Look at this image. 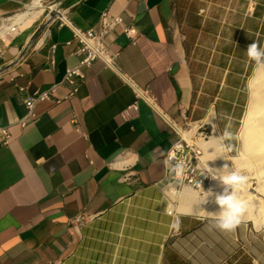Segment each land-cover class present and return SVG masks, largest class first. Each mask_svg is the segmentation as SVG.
Listing matches in <instances>:
<instances>
[{
	"label": "crops",
	"instance_id": "obj_1",
	"mask_svg": "<svg viewBox=\"0 0 264 264\" xmlns=\"http://www.w3.org/2000/svg\"><path fill=\"white\" fill-rule=\"evenodd\" d=\"M28 1L0 0V25ZM57 3L77 28L96 26L105 10L138 34L114 30L115 64L94 59L72 96L38 101L24 127L27 96L53 84L57 96L69 91L64 71L79 55L56 10L0 39V126L11 135L0 144V264H264V233L247 220L221 230L210 216L167 208L163 159L179 138L174 125L210 130L199 142L222 138L226 155L236 149L260 64L244 48L264 46V0ZM130 82L149 88L156 105L139 98L123 118L135 99ZM82 211L96 216L73 225Z\"/></svg>",
	"mask_w": 264,
	"mask_h": 264
},
{
	"label": "built area",
	"instance_id": "obj_2",
	"mask_svg": "<svg viewBox=\"0 0 264 264\" xmlns=\"http://www.w3.org/2000/svg\"><path fill=\"white\" fill-rule=\"evenodd\" d=\"M58 8L57 18L60 23H66L72 32V36L65 44H74L73 53L79 55L78 62L72 67H67L64 71L63 80L68 83L71 88L66 91L62 96L56 95L57 85L53 84L48 89L36 90L27 96L25 100V113L18 119L22 127L26 126L31 119L35 117V105L38 101L53 100L59 102L63 98L72 96L78 88V80L84 77L82 71L83 67L89 66L94 59H101L106 65H114L117 53L112 52L108 45V38L111 33L116 29H121L123 33L131 40L135 41L138 34L137 28L133 24H125L121 15H113L108 11H102L97 25L87 29H80L72 25L65 17L62 7L59 3L52 4L51 7ZM135 99L132 103L123 109L121 116L123 118L130 117L131 111L137 108V101L139 98L147 101L151 105H156V99L153 93L147 87L138 86L136 83L130 82ZM72 122L78 127L77 119L74 117ZM200 137L203 139L207 137L204 131H200ZM10 131L7 125L0 126V144L6 145L10 141ZM202 148L195 142L188 143L180 135L175 141L173 147L163 156L165 163V194L168 200L167 208H175V200L171 196V190H181L183 186L189 185L190 187L201 189L206 179L210 175L201 174L206 172L204 163L201 160ZM181 161L184 164L182 174L176 175L174 171L170 170L172 164ZM113 163H110V165ZM130 171H125L121 175L123 181L128 180ZM200 183V185H199ZM201 186V188H200ZM96 214H91L86 211L78 213L72 220L73 225H79L92 219ZM175 230V229H174Z\"/></svg>",
	"mask_w": 264,
	"mask_h": 264
},
{
	"label": "bare ground",
	"instance_id": "obj_3",
	"mask_svg": "<svg viewBox=\"0 0 264 264\" xmlns=\"http://www.w3.org/2000/svg\"><path fill=\"white\" fill-rule=\"evenodd\" d=\"M41 10V0H31L25 10L17 12L9 17V20L4 24L3 29L13 32L17 27H23L31 22V18ZM55 10L58 11L57 9ZM55 13L56 12L50 13L48 16L53 17ZM258 70L260 81L264 82V69L259 67ZM259 92L260 91L258 90H253L251 93L252 95L250 97V101H248V110L246 111L247 119L242 129V140L241 143L239 142L240 155L232 157V161H235L238 165H240V167L247 169V175L250 178H256L255 187L252 188L249 183H244V185L238 190V195L249 202V207L242 217L243 219H251L257 225H264V203H260L261 200L264 201V127L256 124L259 122V120H256L257 115L262 109H264V96L261 97V93ZM176 128L181 135L189 140V136L186 132L181 131L179 127ZM200 138L203 139L202 137ZM198 143L203 147V153L204 150L206 152L208 145H210H207L205 142H199V140ZM203 157L204 156H202V160ZM226 160L227 158H222L221 162H225ZM184 187L185 186H183L182 189ZM250 188L252 191H249ZM184 189L182 191L178 190L179 192L173 189L171 190L172 196H176L179 200L178 210L182 212L201 214L195 210V202L198 201L200 197L196 195V193L194 194L192 192L184 191ZM256 200H258L260 204V207L258 208L254 206L257 204L255 202ZM202 206L207 210L215 211L217 209V205H215V203L211 200Z\"/></svg>",
	"mask_w": 264,
	"mask_h": 264
},
{
	"label": "clouds",
	"instance_id": "obj_4",
	"mask_svg": "<svg viewBox=\"0 0 264 264\" xmlns=\"http://www.w3.org/2000/svg\"><path fill=\"white\" fill-rule=\"evenodd\" d=\"M244 50L246 56L251 61H264V46H261L256 41L248 43ZM228 135H230V133L227 131L223 133V136ZM221 140L222 138H216V144L208 145L207 151L209 153L213 151L222 153L224 145ZM208 149H210V151ZM217 156L221 155H210L204 159L203 163L207 171L201 174L210 175L213 179L217 180L218 184L221 185L220 190L216 191L211 187L205 190L200 186L201 192L198 193L200 198L195 202V210L203 215L210 216L215 227L221 230H231L240 222L243 214L249 207V202L238 195V190L246 182V177L242 175L238 169H234L231 166L229 167L227 164L219 168L209 167L206 161L212 160ZM183 169L184 164L181 161L175 162L170 167V170L174 171L176 175L182 174ZM209 200L217 205L215 211L207 210L202 206L207 204Z\"/></svg>",
	"mask_w": 264,
	"mask_h": 264
},
{
	"label": "rangeland",
	"instance_id": "obj_5",
	"mask_svg": "<svg viewBox=\"0 0 264 264\" xmlns=\"http://www.w3.org/2000/svg\"><path fill=\"white\" fill-rule=\"evenodd\" d=\"M30 1L31 0H29L26 4L28 5L30 3ZM58 1L59 0H41L42 10L40 12H38L35 16H33L31 18V21L36 16H37L36 18L39 17L38 19H41V18H44L45 16H47V14L49 15L50 13L55 12V9L58 10V8L56 6L51 7V10L49 8L50 5H52L54 3L56 4V2H58ZM27 5L23 9H21V10H19L17 12H20V11L25 10L26 7H27ZM17 12H15V13H17ZM15 13H13V14H15ZM8 20H9V17H8ZM4 24L3 25L1 24L2 27H0V39H3L8 32H11L9 30L3 29L4 28ZM259 67H261V68L264 69V61L260 62V64H258L256 66V68L254 69L252 75H250V77H249V80H248V96H247V101L245 103V106H244V108L242 110V113H241V123H240V128H239V131H238V134H237L236 149L233 152H228L229 155H226V154L221 153V152H218V151H213V152L209 153L207 150H206V152L204 150V153H203V147L198 143V140H201L202 141V139L200 138V136L198 134V132L200 130L199 131H196L194 128H188L186 126H183V127H179V125L178 126L177 125L174 126L175 129H176V131H177V133H178V135H180L183 139H185L186 141H188V143L195 142L197 145H199L202 148V156H204L203 157V160H202V156H201L202 162L204 161L205 158L209 157L210 155L211 156L221 155V156L214 157L212 160L206 161V163L209 165V167H214V168H219L220 166L227 164L229 167L231 166L234 169H238L240 171V173L246 177V182L245 183H249V185L252 188L256 186V178L255 177L250 178L247 175V173H248L247 169L240 167V165H238L235 161H232L233 160L232 157H237V156L240 155L239 154L240 151L238 149V145H239V142L241 143V140H242V135H243L242 134V129H243V127L245 125V122H246V119H247V117H246V111L248 110L247 109V107L249 105L248 104L249 103L248 101H250V97L252 95L251 93L253 92V90H255V91L258 90V91H260L259 93H261L260 96L261 97L264 96V82L263 81H260L259 70H258ZM256 120H259V122H257L256 124L262 125L264 127V109H262L261 112L257 115ZM176 127H179L181 131L186 132L188 134V136H189V140L186 137H184L183 135H181L180 132L177 130ZM203 131L207 134V137L204 138L203 141H207L208 139H210L212 133H210V130H208V129H204ZM229 142H233V141L230 140ZM237 149H238V151H237ZM209 151H210V149H209ZM222 158H227V160L225 162H221V159ZM209 187L213 188L216 191H219L221 185L218 184V181L217 180L213 179L210 176L209 178L206 179V183L202 187V189L207 190ZM184 188H183L184 191L192 192L194 194L196 193V195H198V193L201 192V189L199 190V189L190 187L189 185H185ZM183 189H181L180 191H182ZM249 191H252L251 188L249 189ZM170 193H172V192H170ZM171 196H172V194H171ZM172 198L175 200V203H174L175 204V208H173V211L176 212L179 209V200H178V198L176 196L175 197L172 196ZM255 202L257 204L255 203L256 205H254V206H256L257 208L260 207L259 201L256 200ZM260 203H264V201L261 200ZM201 215H203V214H201ZM241 219L242 220H247L248 223H249V225H253L256 229H258L259 232L264 233V225L263 224L262 225H257L251 219L250 220L249 219H243V217Z\"/></svg>",
	"mask_w": 264,
	"mask_h": 264
},
{
	"label": "water",
	"instance_id": "obj_6",
	"mask_svg": "<svg viewBox=\"0 0 264 264\" xmlns=\"http://www.w3.org/2000/svg\"><path fill=\"white\" fill-rule=\"evenodd\" d=\"M51 19H52V16H48L47 19H46V21H45V24L48 23V21H50ZM43 27H44V24L41 25L40 27H38V28L36 29V31H35V32L32 34V36L30 37L29 42L33 41V40L37 37L38 33L41 31V29H42Z\"/></svg>",
	"mask_w": 264,
	"mask_h": 264
}]
</instances>
